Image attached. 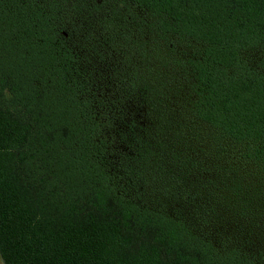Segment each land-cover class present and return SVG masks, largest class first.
Wrapping results in <instances>:
<instances>
[{
	"label": "trees",
	"instance_id": "obj_1",
	"mask_svg": "<svg viewBox=\"0 0 264 264\" xmlns=\"http://www.w3.org/2000/svg\"><path fill=\"white\" fill-rule=\"evenodd\" d=\"M3 264H264V0H0Z\"/></svg>",
	"mask_w": 264,
	"mask_h": 264
},
{
	"label": "rangeland",
	"instance_id": "obj_2",
	"mask_svg": "<svg viewBox=\"0 0 264 264\" xmlns=\"http://www.w3.org/2000/svg\"><path fill=\"white\" fill-rule=\"evenodd\" d=\"M0 264H3L1 260H0Z\"/></svg>",
	"mask_w": 264,
	"mask_h": 264
}]
</instances>
